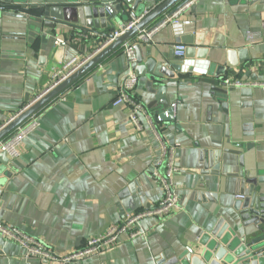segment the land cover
Segmentation results:
<instances>
[{
    "label": "crops",
    "instance_id": "1",
    "mask_svg": "<svg viewBox=\"0 0 264 264\" xmlns=\"http://www.w3.org/2000/svg\"><path fill=\"white\" fill-rule=\"evenodd\" d=\"M154 8L151 4L150 10ZM146 15L139 12L137 17ZM11 25L15 40L1 47L7 59L0 62V129L52 86L61 64L84 61L104 41L68 28L22 37L19 22ZM110 28L105 33L120 27L112 21ZM248 32L259 38L248 41ZM137 37L127 43L140 44L142 53L150 48L156 58H166L177 44L186 49L190 39L195 52L206 49L204 60H197L196 53L194 59H181L182 72L167 83L173 120L159 126L175 150L179 171L173 182L181 210L164 219H144L138 224L139 237H123L116 246L72 264H157L160 257H174L219 219L236 218L232 206L246 195L245 190L239 194V173L264 176V90L226 89L222 84L225 79L264 84V1L199 0L177 25L160 30L150 42L136 43ZM56 39L65 45L57 46ZM240 49L247 50L248 62L216 74L226 52ZM122 52L123 46L111 52L42 108L34 116L40 125L24 141L20 156L0 161V223L60 256L162 198L152 177L158 146L145 118L138 117L142 129L136 131L128 108L111 105L127 71ZM148 77H138L133 96L154 117L159 111ZM243 89L251 91L243 94ZM0 264L55 263L27 258L17 243L0 236Z\"/></svg>",
    "mask_w": 264,
    "mask_h": 264
},
{
    "label": "water",
    "instance_id": "2",
    "mask_svg": "<svg viewBox=\"0 0 264 264\" xmlns=\"http://www.w3.org/2000/svg\"><path fill=\"white\" fill-rule=\"evenodd\" d=\"M188 1L0 0V62L7 59V51L1 49L2 45L15 40L11 32L13 21L19 22L22 28V33H20L22 37L34 34L38 36L45 29L56 33L68 28L73 31L94 33L104 40L101 48L87 58L81 67L58 85L51 86L44 91L30 105H27V108L10 118L0 129V142L62 95L78 79L98 66L111 52L129 42L130 39L137 37L139 32L159 19L157 25L165 15H172ZM151 4L155 5L153 10H150ZM139 12H144L147 15L125 31L122 36L112 40V34L105 33L106 30H112L110 28L112 21L119 27H123L129 22L131 16L137 17ZM99 30H104V32L100 33ZM108 43L110 44L107 45ZM185 44L188 46L185 49L184 59H194L196 53L197 60H204L206 49L198 48L195 52L196 47L193 46L191 39ZM133 49L134 62L131 68L139 78L149 75L147 79L150 82V88H154L153 104L159 111L156 115L163 116V113L167 112L168 118L164 121H172V104L166 100L167 83L175 78V74L182 72L181 59L174 57L173 49L168 52L166 58L152 56L150 48L142 53L140 44H135ZM248 60L246 49L236 52L228 51L225 63L217 67L216 74H222L226 69H235ZM2 73L0 71V75ZM217 91L222 94L226 93L224 90ZM250 91L243 89L242 93L248 94ZM222 108L225 110V102L222 103ZM7 160L6 155L1 153L0 161L6 162ZM237 177L240 178L239 194H244L245 190L246 195L232 206L236 218L225 223L224 219H219L209 232L202 233L194 241L193 246L185 248L183 252L174 257L168 259L160 257L156 260L157 264H264V176L239 173ZM2 185L0 182V196Z\"/></svg>",
    "mask_w": 264,
    "mask_h": 264
},
{
    "label": "built area",
    "instance_id": "3",
    "mask_svg": "<svg viewBox=\"0 0 264 264\" xmlns=\"http://www.w3.org/2000/svg\"><path fill=\"white\" fill-rule=\"evenodd\" d=\"M198 1L199 0H189L172 15L164 16L163 19L154 27L140 32L136 39V43H148L160 30L168 27L169 25H177L181 14L194 6ZM142 18L143 17L131 16L127 24H124L123 27H120L118 31H115L112 34V40L122 36L125 31L132 28ZM246 38L248 41H254L255 39H258L259 36L257 33L248 32ZM55 44L63 47L65 42L61 39H56ZM133 47L134 43H125L123 45L122 53L127 61V71L111 105L113 107L122 106L128 108L129 122L136 131H141L142 129L138 117L142 115L145 118L146 124L152 132L159 151L158 160L155 170L152 173V177L160 185L162 192L161 201L153 208L140 210L127 215L119 224L108 228L102 235L87 240L80 249L64 256L55 254L51 249L32 239L20 230L0 223V236L6 240L17 243L24 251L25 257L40 259L48 263L72 264L74 262L99 255L107 248L116 246L120 243L123 237H126L128 240H133L139 237L142 235V232L138 230V224L144 219H164L171 215L174 211L181 210L179 198L174 189L173 182L174 176L179 171L175 163V150L164 141L159 133V126L164 122V119L168 118V114L167 112H164L163 116L156 115L152 117L147 113L144 106L134 98L133 92L137 85L138 77L131 68L132 63L134 62ZM184 54V45L177 44L173 47V55L177 59H182ZM86 61L87 59L80 61L74 58L61 64L60 68L55 70L53 73L52 86H56L61 83ZM222 84L226 89H242L259 86L264 90V84H250L236 80L225 79ZM171 107L173 110L175 109V105H171ZM39 125V121L32 117L25 124L18 127L7 139L0 142V154L4 153L9 160L17 159L20 156V148L22 147L24 141L39 127ZM239 198L242 199L243 197Z\"/></svg>",
    "mask_w": 264,
    "mask_h": 264
},
{
    "label": "trees",
    "instance_id": "4",
    "mask_svg": "<svg viewBox=\"0 0 264 264\" xmlns=\"http://www.w3.org/2000/svg\"><path fill=\"white\" fill-rule=\"evenodd\" d=\"M46 106H47V105H46ZM7 138H8V137H7ZM7 138H6V139H7Z\"/></svg>",
    "mask_w": 264,
    "mask_h": 264
}]
</instances>
